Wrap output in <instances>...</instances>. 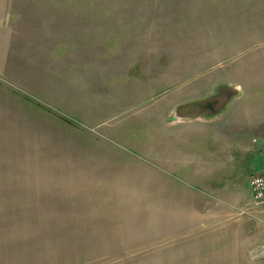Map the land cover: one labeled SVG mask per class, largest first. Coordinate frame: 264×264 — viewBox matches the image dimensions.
<instances>
[{"label":"rangeland","instance_id":"374dc122","mask_svg":"<svg viewBox=\"0 0 264 264\" xmlns=\"http://www.w3.org/2000/svg\"><path fill=\"white\" fill-rule=\"evenodd\" d=\"M202 126L226 181L154 156ZM260 169L264 0H0V264H264Z\"/></svg>","mask_w":264,"mask_h":264},{"label":"crops","instance_id":"0c3cea01","mask_svg":"<svg viewBox=\"0 0 264 264\" xmlns=\"http://www.w3.org/2000/svg\"><path fill=\"white\" fill-rule=\"evenodd\" d=\"M194 90L195 89H193L192 91L188 90V92H186V94H183L182 98L180 97L179 94L176 95L175 97H173L174 101H177V102L182 101V99L187 98L189 93L193 92ZM203 96H205V93L203 94ZM176 106H179V105H176ZM174 110H176V108H174ZM177 116L176 117L180 118V119H181V117H184L181 115H177ZM213 116H215V115H213ZM194 117H195V119L193 118L194 121L196 119H198V120L201 119V117H196V116H194ZM206 122L208 123L210 121H206ZM249 126H251V125H249ZM163 129L160 132H158V135H160V137L163 136V133H164ZM204 132L209 133L208 138L211 140L210 145H208V142L206 141V137H205V140H203V141L200 140L197 143H192L189 141L184 142V141H181L179 138V134H184V133L193 134V133H195V135H196V134H200V133H204ZM223 132H227L226 136H228L229 132L227 130L222 131L220 127H216V128H212V129H210V127H207V126H202V127H200V129H196V127H183V129L176 127L173 129V134L176 135L174 138L176 141L173 140L172 142H168L166 144H163L164 143L163 142V143H161L162 145L161 144L159 145L157 143L158 144L157 145V153H155L154 156L156 155V158H157L156 160H158V162H159L158 164L163 165L169 171H179L181 169V170H185V172L187 174H189V172L192 171L191 174L195 175L194 171L196 170V167H198L199 170H201V167H199V165L201 163H197V162L202 161L200 158H197V154L201 156V154L203 153V155L206 157V163L211 164V172H213V170H214L215 174H220V175H217L216 177H212L211 179L216 180L217 177L220 176L219 180L226 181V180H228L226 178L229 177L228 173H230V161H229V154L227 152L228 149L227 148L224 149V147L222 149H219L220 144L218 143V141L220 142L223 139L227 140V137L226 138L223 137ZM214 138H215V141H214ZM189 140H191V138H189ZM186 144L187 145L189 144L188 148H187ZM246 144L251 145L250 143H246ZM143 147L144 146H142V150H144ZM185 148H187L189 150V153L187 155L184 152ZM243 149L245 150V148H242V151L244 152ZM181 150L183 153L181 152ZM260 150L256 153V156H254V159L261 156ZM225 154L227 156H225ZM184 155L186 156V158H184ZM165 156H168L170 159L165 160V158H164ZM175 159H181V160L179 162H177V161L174 162ZM185 159H188V161H186ZM214 160L216 161L215 164H214ZM244 161H245V163L242 165L243 169H244V166L247 165L248 159H245ZM202 162L204 163V166H203L204 170L205 171L208 170L206 163L204 161H202ZM213 166H214V169H213ZM232 167L233 168L235 167L234 162H232ZM250 169H252V168H249V170ZM186 170H188V171H186ZM260 170H262V169H260ZM246 171H248V169ZM257 171H259V170H257ZM249 194H250V192H249Z\"/></svg>","mask_w":264,"mask_h":264},{"label":"built area","instance_id":"2783aa9c","mask_svg":"<svg viewBox=\"0 0 264 264\" xmlns=\"http://www.w3.org/2000/svg\"><path fill=\"white\" fill-rule=\"evenodd\" d=\"M247 186L250 192L251 203L248 208L241 209V212L244 213L249 208L264 211V169L250 173L247 178Z\"/></svg>","mask_w":264,"mask_h":264}]
</instances>
